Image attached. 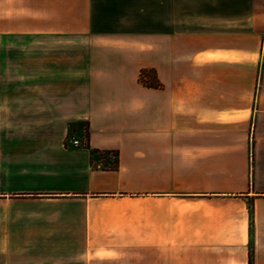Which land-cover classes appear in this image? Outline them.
<instances>
[{
    "label": "crops",
    "instance_id": "1",
    "mask_svg": "<svg viewBox=\"0 0 264 264\" xmlns=\"http://www.w3.org/2000/svg\"><path fill=\"white\" fill-rule=\"evenodd\" d=\"M0 264H264V0H0Z\"/></svg>",
    "mask_w": 264,
    "mask_h": 264
},
{
    "label": "trees",
    "instance_id": "2",
    "mask_svg": "<svg viewBox=\"0 0 264 264\" xmlns=\"http://www.w3.org/2000/svg\"><path fill=\"white\" fill-rule=\"evenodd\" d=\"M146 74H147V72L143 71L140 73V76H139V81L143 86H146L149 88H160L161 87V85L158 84L157 82H153V81L148 82L145 78Z\"/></svg>",
    "mask_w": 264,
    "mask_h": 264
},
{
    "label": "built area",
    "instance_id": "3",
    "mask_svg": "<svg viewBox=\"0 0 264 264\" xmlns=\"http://www.w3.org/2000/svg\"><path fill=\"white\" fill-rule=\"evenodd\" d=\"M73 145L77 146L78 145V142L73 141Z\"/></svg>",
    "mask_w": 264,
    "mask_h": 264
},
{
    "label": "rangeland",
    "instance_id": "4",
    "mask_svg": "<svg viewBox=\"0 0 264 264\" xmlns=\"http://www.w3.org/2000/svg\"><path fill=\"white\" fill-rule=\"evenodd\" d=\"M150 74L148 73V74H146V76H149ZM84 138V137H83Z\"/></svg>",
    "mask_w": 264,
    "mask_h": 264
}]
</instances>
